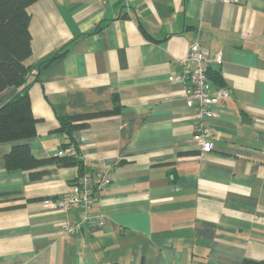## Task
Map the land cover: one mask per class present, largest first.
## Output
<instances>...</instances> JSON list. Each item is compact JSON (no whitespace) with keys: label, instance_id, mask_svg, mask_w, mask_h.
Wrapping results in <instances>:
<instances>
[{"label":"crops","instance_id":"0c3cea01","mask_svg":"<svg viewBox=\"0 0 264 264\" xmlns=\"http://www.w3.org/2000/svg\"><path fill=\"white\" fill-rule=\"evenodd\" d=\"M27 12L31 154L59 152L57 116L114 110L72 133L84 170L110 183L92 206L105 223L64 232L81 209L43 200L76 190V168L38 167L50 172L32 180L5 169L14 142H0V264L264 261V0H36ZM194 42L220 76H208L211 93L230 91L203 120L210 152L187 96ZM18 90L3 89L0 104Z\"/></svg>","mask_w":264,"mask_h":264},{"label":"trees","instance_id":"16d2710c","mask_svg":"<svg viewBox=\"0 0 264 264\" xmlns=\"http://www.w3.org/2000/svg\"><path fill=\"white\" fill-rule=\"evenodd\" d=\"M36 0H0V92L8 86L18 87L16 95L0 104V142H14L9 151L3 156L6 170H28L32 180L40 179L50 172L47 169H39L47 165L55 167H75L77 179L86 171L79 148L74 142L72 133L77 129L85 128L92 118L108 115L111 111L88 112L75 115L57 116L58 131L65 133L66 141L60 144V153L53 156L36 159L30 151L25 140L35 135V124L38 121L31 112V104L28 81L32 66L24 65L23 61L31 54V34L28 30L30 15L27 7ZM145 35L146 31L140 25ZM61 55L42 61L47 62ZM207 75L215 82L221 79L217 73L207 69ZM71 147L72 152H65V148ZM242 264H264V261L244 259Z\"/></svg>","mask_w":264,"mask_h":264},{"label":"built area","instance_id":"2783aa9c","mask_svg":"<svg viewBox=\"0 0 264 264\" xmlns=\"http://www.w3.org/2000/svg\"><path fill=\"white\" fill-rule=\"evenodd\" d=\"M206 57V50L197 42L192 43L188 48L185 61L193 63V67L187 69L185 73L190 81L187 96L197 100V120L194 137L198 140L203 152H210L214 147L212 132L210 126L205 125L203 120L215 116L213 106L222 105L230 97V91L226 87H220L214 94L211 93L207 68L203 65L207 59ZM180 78L182 76H176L175 79ZM64 151L70 153L72 148L67 147ZM109 183L110 178L103 170L85 172L77 179L76 190H69L57 198L44 199L43 206L53 210H68L76 207L81 209L80 222L74 224L66 222L63 225L64 232H77L83 222L92 226H101L105 223V220L101 215L92 213V206L99 200L102 190Z\"/></svg>","mask_w":264,"mask_h":264}]
</instances>
